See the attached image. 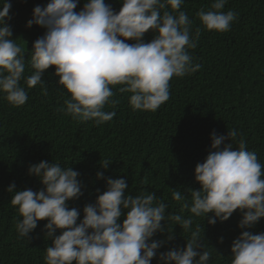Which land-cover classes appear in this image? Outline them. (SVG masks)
<instances>
[{
  "label": "clouds",
  "instance_id": "1",
  "mask_svg": "<svg viewBox=\"0 0 264 264\" xmlns=\"http://www.w3.org/2000/svg\"><path fill=\"white\" fill-rule=\"evenodd\" d=\"M79 3L49 0L35 6L26 27L36 25L45 31L25 51L6 23L11 4L0 0V94L10 106H23L26 89L38 84L47 95L42 77L54 68L57 89L66 90L59 111L74 120L96 126L112 121L115 111L104 108L119 103L113 99L114 88L130 94L133 111L155 112L169 100L173 77L201 69L189 52L197 47L201 31L226 33L238 18L235 11H223L227 0H212L196 13L200 26L193 35V21L181 10L184 0H120L118 12L105 0H86L76 11ZM149 32L153 39L145 42ZM29 66L31 75L25 76ZM237 136L236 129L227 135L213 131L208 155L195 167L199 189H184L186 194L171 191L179 213L169 212V204L155 191L132 195L126 176L107 178L103 193L98 189L95 202L81 212L69 207L70 201L84 195L78 171L58 162L30 165L28 175L41 189L16 190L14 182L6 189L22 217L15 223L18 238L29 240L38 223L46 221L44 238L51 245L45 249L44 264H151L153 258L157 264H209L213 252L205 249L200 226L192 230L194 219H207L214 226L239 210L241 234L232 241L230 264H264V232L252 231L264 219V165L256 152L247 150L243 138L236 141ZM111 163L105 159L99 164L103 171L96 173L97 180H105ZM171 224L190 236L184 247L160 251L175 239ZM157 234L166 239H154ZM219 242L223 243L222 237Z\"/></svg>",
  "mask_w": 264,
  "mask_h": 264
},
{
  "label": "trees",
  "instance_id": "2",
  "mask_svg": "<svg viewBox=\"0 0 264 264\" xmlns=\"http://www.w3.org/2000/svg\"><path fill=\"white\" fill-rule=\"evenodd\" d=\"M7 2L11 9L6 23L13 30V39L19 38L17 43L30 51L45 30L36 25L27 28L26 23L35 6H44L49 0ZM85 2L80 0L76 11ZM105 2L117 12L121 7L120 0ZM211 3L212 0H184L181 10L193 21V35L200 26L196 13ZM229 10L238 13L230 31H201L197 47L189 49L201 69L182 78L173 77L169 100L155 112L133 111L130 94L114 88L113 99L119 103L114 108H104L106 112L115 111L112 121L96 126L92 121L74 120L59 111L64 106L66 90L57 89L54 68L42 77L47 83V95L38 84L26 89L28 100L23 106L12 107L0 94V264H44L45 249L51 245V240L44 238L46 221L38 223L29 240L18 238L15 228L22 217L11 205L13 194L6 189L14 182L16 190L39 191L42 185L28 175L30 165L58 162L78 171L84 195L70 201L69 207L81 212L86 204L95 202L98 189L103 193L107 178L126 176L128 192L136 195L141 190L155 191L157 198L162 196L169 204L168 211L175 213L180 212V205L172 201L171 191L199 189L194 180L195 167L208 155L213 131L227 135V131L236 129V141L243 138L247 150L256 152L264 165V0H227L223 11ZM152 39L153 34L146 33L145 42ZM28 75L30 66L25 70ZM236 141H230L234 148L238 147ZM105 159L112 163L104 172L105 180H97L96 173L103 171L99 164ZM240 219L239 210L228 221L214 226L208 225L207 219H194L192 230L200 226L205 249L213 252L209 264H230L232 241L241 234ZM171 227L175 239L160 251L184 247L190 236L178 225ZM252 231L264 232V219ZM221 237L223 243L219 242ZM154 239H166V235L157 234ZM151 264H157L156 258Z\"/></svg>",
  "mask_w": 264,
  "mask_h": 264
}]
</instances>
